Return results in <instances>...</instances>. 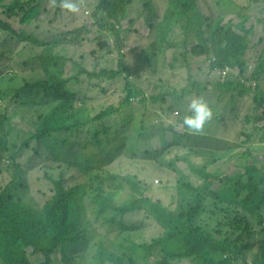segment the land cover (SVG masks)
Segmentation results:
<instances>
[{
    "label": "trees",
    "instance_id": "obj_1",
    "mask_svg": "<svg viewBox=\"0 0 264 264\" xmlns=\"http://www.w3.org/2000/svg\"><path fill=\"white\" fill-rule=\"evenodd\" d=\"M42 1L0 0V25L5 33L42 50L35 56V61L43 78L32 84L26 83L23 88L24 95L29 90L39 93L44 99L37 122L30 125L32 130L27 132L30 143L26 148L31 150L32 142L38 141L36 148L40 145L48 148L51 155L49 163L60 165L57 167L58 175L46 174L51 184L50 193L40 204L34 195L31 196L28 185L23 184L24 195L11 193L18 181L19 171L15 173L14 168L21 167L17 162L11 171L0 167V264H34L31 258L41 259L38 256L44 258L39 264H82L79 257H83L93 232L100 227L106 230L107 235L97 239L90 264H147L145 261L150 260H155L156 264H171L178 260H186L190 264H250L246 251L254 248L257 253L251 258L254 259L252 264H264V160L248 149L237 154L246 165L244 169L237 174L225 173L220 164L235 150L218 146L215 149L210 146L192 148L184 144L189 138L183 124L184 116L189 114L186 100L194 93L200 95L206 88L193 81L192 66L199 62L208 64L209 72L219 78L218 72L228 71L227 76L235 73L238 77L235 80L218 79L215 84H209L232 98L238 95L252 99L261 113L256 122L264 123V38L260 39L263 50L255 54V67L249 65V56L255 46V26L249 25L253 17L245 13L246 8L234 0H166L157 9L153 0H99L97 4L95 18L101 19L102 23L113 22L112 30L119 39L121 30L134 23L131 12L141 17L144 28L134 29L138 34L136 47L144 51L149 44L154 60H163L172 70L181 65L189 71L191 90L185 89L183 96L178 98L179 105L167 110L176 117L172 125L164 129L162 146L168 151L161 154L165 163L156 160L152 164L164 178L168 177L169 170L177 173L173 188L164 183L149 185L135 175L112 172L99 165L96 167L97 164H112L125 155L137 158L143 154L142 150H147L145 144L139 143L142 135L135 139L132 133L127 134L128 124L96 130L93 137L97 153L80 156L79 151L73 152L78 147L70 141L74 132L80 133L97 121L112 119L130 105L131 97L140 96L142 104L147 100L140 87L126 78L130 71L122 63L123 55L120 56L119 69L89 72L82 63L65 56V51H58L60 45L45 43L35 31L27 33L10 23L17 18L21 26L29 25L39 15ZM253 1L264 3V0ZM229 4L239 9L233 15L226 14L228 12L223 9ZM120 25L122 28L117 27ZM85 77L89 78L91 86H97L105 79L122 81L125 78V89L129 93L122 101L121 109L110 107L94 116L88 84L82 81ZM73 81L84 83L82 96L68 90ZM170 93L177 95L178 92ZM170 97H152L150 101L165 103ZM31 108L28 112H34ZM22 112L27 113L26 109ZM12 126L16 125L13 123ZM255 130H260V127ZM102 134L105 135L104 140H101ZM11 136L19 137L20 129ZM238 138L241 144L255 145L252 136L245 132ZM68 149L71 150L67 155ZM175 150L196 154L204 163L196 166L179 156L172 157ZM153 154L147 150L142 158L153 161L156 158L152 157ZM154 155L159 157L158 152ZM12 159L16 160L15 156ZM181 161L186 162L191 173L200 178V186L190 184L189 177L177 168ZM66 165L68 169L74 167L73 173L76 174L67 177ZM77 174L81 181L73 184ZM153 186L167 194L174 190L180 197L178 207L173 211L161 201L152 199ZM208 202L224 207L221 208L223 212L229 213L233 209L235 214L211 231L198 224L202 209ZM141 216L152 217L164 229L150 243L144 241L141 234L143 221L141 224L124 221L128 217L135 219ZM255 220L259 221L257 229L260 230L254 243Z\"/></svg>",
    "mask_w": 264,
    "mask_h": 264
},
{
    "label": "rangeland",
    "instance_id": "obj_2",
    "mask_svg": "<svg viewBox=\"0 0 264 264\" xmlns=\"http://www.w3.org/2000/svg\"><path fill=\"white\" fill-rule=\"evenodd\" d=\"M153 1L155 9H157L166 0ZM234 1L236 4L244 6L246 8L245 13L253 17L249 25L255 26L253 41L255 46L250 53L248 64L255 67V54L257 51L261 52L263 50L260 39L264 38V3H256L253 0ZM75 2L80 9L78 13H70L62 9L60 7L61 0H43L39 15L29 25L25 27L21 26L19 24L20 19L17 18H14L10 23L20 30L25 29L26 32L35 31L45 43L60 45L57 49L58 51H65V56L74 59L78 63H82L84 69L89 72L117 70L120 67V56L123 55L122 63L130 71V74L126 75V78L132 84L138 85L146 98H163L168 95L171 97L170 99L167 98V102L165 103L161 101L155 104L151 101L145 104L136 101L130 102L129 106L124 107L112 119L97 121L96 124L80 130V133L74 132L70 137V141L78 145V147L73 152L79 151L80 156L97 153L96 140L93 137V133L96 130H103L105 126L111 128L117 126V124L120 127L128 124L126 128L127 134L130 135L132 133V137L135 139L138 135H142L139 143L145 144L146 149L151 153L155 154V152H158L159 157L153 154L152 157H156L153 161L145 160L142 157L147 150H142L143 154L138 153L140 156H137V158L125 155L116 159L112 164H97V166L99 165L106 170L120 174L129 173L135 175L142 182L149 185L158 186L154 182L159 180L160 185L164 183V185L174 188L176 186V179L178 178L177 173L169 170L168 177L164 178L160 170H154L152 164L156 160L165 163L161 153L166 154L168 150L162 146L163 138L165 140V130L162 127L165 125L169 126L170 123L174 122L173 118L176 117L175 114L173 115V112H168L167 110L170 111L171 108H176L179 105L178 98L183 96V91L185 89L191 90L192 88L187 67L178 65L172 70L163 60L153 59V50L148 46L149 44L144 51L136 47L138 46V34L134 32V29L136 27L144 28V21L141 17L138 18L135 13L131 12L130 16L133 18V25L129 26L128 29H122V35L119 39L112 30L113 22L107 21L106 23H102L101 19L95 18L94 14L99 0H75ZM218 7L216 8L217 11ZM223 9L228 12L226 14L230 15L235 14L239 10L237 7L234 8L233 4H229L227 8L224 7ZM208 14L211 15V12L208 11ZM117 27L122 28L121 25ZM2 29L3 27L0 25V72L2 75L0 78V101H3V105L0 106V167L3 170L11 171L14 162H17L21 167L14 168L15 173L19 171L17 174L18 181L11 189V193L14 195H24L23 184L28 185L31 187V196L34 195L36 201L40 204L44 203L45 195L50 193L51 184L46 174L50 176L58 175L57 167L60 165L49 163L51 155L47 150L48 148L44 145L36 148V142L33 141V148L31 150L26 148V145L30 143L27 132L32 130L30 125L32 126L33 123L37 122L38 116H40L38 112L43 106L42 100L44 99L39 93H31L29 90L24 95L23 88L26 83L32 84L43 78L39 72L38 62L35 61V56L42 50L40 48L36 49L30 43L23 41L13 34L5 33ZM209 70L208 64H200V62L195 67L192 66L193 81L206 88L200 95L192 94L191 98L203 97L207 100L213 109V118L200 132L194 133L186 128L189 138H186L184 144L189 147L191 145L192 148L197 146L206 148L210 146L211 149H215V146H218L227 150H235L227 155L226 160L220 164V167L225 173L234 174L236 172L237 174L246 166L237 155L239 152L241 153L249 149V151L252 150L257 154L261 160H264V129H262L264 123L260 124L256 122V118L261 113L256 108L252 99L248 97L241 98L238 95L232 98L228 94L220 93L215 86L209 84V82L215 84L218 79L221 81H224L226 78L235 80L238 78L235 73L231 72L228 76L226 75L227 77L219 78L217 75L211 77ZM131 77H133L132 80L130 79ZM124 80L126 81L125 78L122 81H109L105 79V82L101 81L97 86H91L88 77L82 79L83 82H87L88 84L90 105L95 109L94 116L110 107H115L117 110L121 109V103L129 93L125 89ZM83 82L78 83L77 81H73L68 86V90L82 96ZM262 82L264 86V80ZM208 84L210 86H207ZM171 91H176L179 94L174 95V93L172 95ZM191 98L186 100L185 105L187 107ZM31 106L34 112H28ZM25 109L26 114L22 112ZM13 123L16 125L15 127L12 126ZM176 123L179 124L180 122L177 120ZM256 127H260V130H255ZM24 128H26V131H24ZM179 128H183V125H179ZM16 129H20V136H11ZM243 132L252 136L255 145L240 143L241 140L238 137ZM166 135L169 137L168 132ZM104 136V134L101 135V140H104ZM70 150H67V155ZM13 156H15L17 161L12 159ZM176 156L196 166L204 163V160L200 159V156L188 154L185 150L183 152L175 150L172 157ZM66 159H68V156ZM67 166L65 170L68 173L67 177H69L75 168L70 166L68 169ZM162 167L166 169V167ZM178 167L189 177L190 184L201 185L202 181L191 173L186 162H179L177 164ZM80 181V175L77 174L73 184ZM153 190L154 192L150 195L151 198L155 201H161L165 207L174 211L178 207V204H180V197L174 190H171L169 194L166 191L159 190L155 186H153ZM214 206H217V208ZM221 208L224 209L220 205L208 202L207 206L202 209L203 215L199 219L198 224L212 231L218 228V224L224 223V219L233 217L235 214L233 209H230L231 213H227L223 212ZM262 214L264 215V212ZM124 221L129 224H141L143 221L141 234H143L144 241L149 243L164 232V229L152 217L146 218V216H141L135 219L128 217ZM258 222L255 220L253 226L256 233L254 243L260 230L257 229ZM102 235L103 238L107 235L103 227L93 232V238L89 247L83 251V257H79V261L82 264H90L97 239ZM256 253V248L252 251H246L250 264L253 263L254 259L251 258L252 256L255 257ZM38 257H41V259L32 257L31 262L39 264L44 261L42 256ZM145 262L147 264H154L155 260ZM171 264H190V262L178 260L173 261Z\"/></svg>",
    "mask_w": 264,
    "mask_h": 264
},
{
    "label": "clouds",
    "instance_id": "obj_3",
    "mask_svg": "<svg viewBox=\"0 0 264 264\" xmlns=\"http://www.w3.org/2000/svg\"><path fill=\"white\" fill-rule=\"evenodd\" d=\"M60 7L62 9L67 10L70 13H78L80 10L75 0H61ZM1 77L2 75L0 72V78ZM130 79L132 80L133 77H131ZM146 100L147 102H149L150 98H146ZM134 101L138 103L141 102V97L140 96L131 97V102H134ZM2 105H3V101H0V106ZM188 113L189 114L185 115L183 118V124L184 126H186V128L189 131L194 132V133L202 131L204 126L209 121L212 120L213 115H214L212 107L207 102V100H205L203 97H194L190 99V102L188 104ZM170 125L172 124L170 123ZM169 126L165 125L162 128L165 129V128H168ZM34 142H36V145H37L38 141H34ZM92 166H96V165H92ZM96 167H99V166H96ZM73 174H76V173H72V175ZM72 175L70 177H72Z\"/></svg>",
    "mask_w": 264,
    "mask_h": 264
},
{
    "label": "built area",
    "instance_id": "obj_4",
    "mask_svg": "<svg viewBox=\"0 0 264 264\" xmlns=\"http://www.w3.org/2000/svg\"><path fill=\"white\" fill-rule=\"evenodd\" d=\"M216 74L221 75V78H222V77H224V76H226V75L228 74V71H227V72H218V73H216ZM214 75H215V73L211 72L210 76L212 77V76H214ZM155 183H156V184H160L158 180H156Z\"/></svg>",
    "mask_w": 264,
    "mask_h": 264
}]
</instances>
